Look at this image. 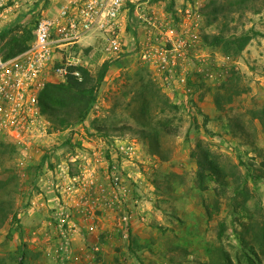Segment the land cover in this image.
Here are the masks:
<instances>
[{"label":"rangeland","instance_id":"rangeland-1","mask_svg":"<svg viewBox=\"0 0 264 264\" xmlns=\"http://www.w3.org/2000/svg\"><path fill=\"white\" fill-rule=\"evenodd\" d=\"M68 1H12L3 22L33 36L37 20L57 17ZM150 5L162 10L164 25L192 36L175 65L143 61V51L159 45L158 31L151 35L140 17L146 36L127 39L131 51L111 63L86 119L55 129L41 110L25 142L0 133V264H264V128L257 117L264 0ZM214 8L223 13L210 23ZM127 9L132 31V4ZM219 34L250 39L234 56L205 39ZM97 48L78 44L62 54L82 60L94 77L103 64ZM102 139L106 153L94 156ZM126 145L132 154L119 153ZM202 151L217 162L219 179L198 175ZM113 162L124 173V196L110 206L101 199L111 198L105 171Z\"/></svg>","mask_w":264,"mask_h":264},{"label":"built area","instance_id":"built-area-1","mask_svg":"<svg viewBox=\"0 0 264 264\" xmlns=\"http://www.w3.org/2000/svg\"><path fill=\"white\" fill-rule=\"evenodd\" d=\"M12 1L19 0H0V31L6 29L3 21ZM130 2L131 0H73L63 6L57 17L42 16L37 20L33 39L23 52L4 58L0 46V133L11 141L25 142L29 138L31 127L41 115L40 95L46 86L55 79L66 82L71 76L81 82L84 80L82 69L91 72L79 58L70 54L63 55L64 48L81 44L84 37L91 35L94 38L91 47L97 44L96 50L102 63L116 62L131 51L127 48L125 13ZM141 19L151 35L158 31L156 42L159 45L157 48L152 45L144 50L143 61L150 63L155 60L163 69L175 65L178 57L185 55L184 52L190 47L192 36L190 38V34H180L169 24L164 25L155 13L142 14ZM56 53L62 54L57 62ZM106 140L102 139L100 143L106 146ZM111 146L112 150L118 149L113 144ZM120 149L119 153L124 155H130L134 150L130 145L121 146ZM92 153L94 156L100 155H97L94 148ZM104 153L105 150L100 156L103 157ZM105 177L112 186L111 190L109 188L111 198L107 200L105 196L101 202L106 201L110 206L121 204L124 196L122 167L115 162L108 164ZM98 199L100 201L99 197ZM130 219V215L125 214L122 223L129 224ZM83 227L88 228L87 225ZM94 249L98 251V248Z\"/></svg>","mask_w":264,"mask_h":264},{"label":"trees","instance_id":"trees-1","mask_svg":"<svg viewBox=\"0 0 264 264\" xmlns=\"http://www.w3.org/2000/svg\"><path fill=\"white\" fill-rule=\"evenodd\" d=\"M219 13H223V10L214 8V11L212 10L208 14L210 23L213 21L212 19H217ZM32 38V34H27L26 28L22 30L21 34L10 30V28L0 31V46L4 58L13 57L26 50L30 44L28 42ZM205 39L211 45L222 46L226 53L238 56L246 49L250 37L243 36L235 41H229L224 35L219 34L206 36ZM110 67L111 62H104L94 77L87 70L82 69L84 80L81 82L71 76L64 83H51L46 86L40 95V106L43 114L52 122L55 129H63L73 121L87 118L95 100V93L104 81ZM257 117L264 128V106L257 113ZM239 125V123L236 124L237 128ZM2 147L7 150L4 142H2ZM5 153L6 151L2 152V154ZM200 155L201 157L197 160L200 178L205 179L207 175H210L219 179L222 176V171L217 166V162L211 158L208 152L202 151ZM2 210L0 209V211ZM7 217L8 215L5 216L2 223L6 221ZM16 217L17 214H14V218Z\"/></svg>","mask_w":264,"mask_h":264},{"label":"crops","instance_id":"crops-1","mask_svg":"<svg viewBox=\"0 0 264 264\" xmlns=\"http://www.w3.org/2000/svg\"><path fill=\"white\" fill-rule=\"evenodd\" d=\"M71 1H73V0H69L65 5L69 4ZM130 4H132V6L134 8L133 18H132V22L134 23L133 24L134 30L133 31L128 30L127 31L128 32L127 37H128V41H129L128 43L132 44V42H131L132 40H136V38H138V37L144 38L146 36V34L144 35V32H146V30L144 29L145 27H142L140 25L141 23L140 24L138 23V20H140V17H142V14L155 13L158 16L159 13L161 14L162 10L160 8H157V5H150V0H131ZM128 10L129 9H127L126 12ZM126 15H127V13H126ZM130 16H131V14H130ZM138 25H140V26H138ZM142 29H143V31H142ZM93 41H94L93 36L89 35V36H86L82 39L81 45H83L84 47H87V48L88 47L91 48L90 45L93 43ZM61 55H62L61 53L60 54L56 53L55 54V61H57V59L60 60ZM98 143L100 145V146L98 145V154L101 155L103 153V146L105 144L104 143L101 144L100 140L98 141ZM107 252L109 253L108 257L111 258L112 253L110 251H108V249H107Z\"/></svg>","mask_w":264,"mask_h":264}]
</instances>
